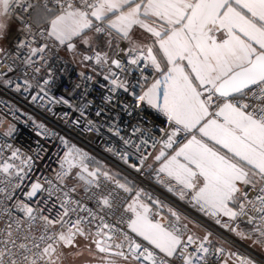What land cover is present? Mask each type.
<instances>
[{
	"label": "snow or ice",
	"instance_id": "obj_1",
	"mask_svg": "<svg viewBox=\"0 0 264 264\" xmlns=\"http://www.w3.org/2000/svg\"><path fill=\"white\" fill-rule=\"evenodd\" d=\"M13 35L0 88L78 115L28 117L58 141L35 179L46 150L0 131V264H264V0H0ZM102 129L111 163L75 142Z\"/></svg>",
	"mask_w": 264,
	"mask_h": 264
},
{
	"label": "built area",
	"instance_id": "obj_2",
	"mask_svg": "<svg viewBox=\"0 0 264 264\" xmlns=\"http://www.w3.org/2000/svg\"><path fill=\"white\" fill-rule=\"evenodd\" d=\"M5 44L3 47L8 48L9 51L15 50V36L9 38V40L4 41ZM63 54V53H62ZM8 63H11L9 59ZM63 66V65H61ZM3 67H0V71H3ZM81 69L76 67L71 61H69L67 66V71L65 73L59 74L60 81L58 88L54 90V94L59 97L62 94H65L66 91L70 92L73 84L78 79V72ZM17 74H19V69L14 70L13 72L7 73L9 77L14 78ZM97 92L94 90L91 93V97H96ZM67 98V97H66ZM10 102V104L15 105L17 108L22 109L23 112L28 113V116L20 115V118L17 121H12L11 117L8 116L7 119L4 120L3 125H0V131L4 130V127L7 126L10 122H15L17 124V134L15 143L23 146L26 150L36 149L37 141L43 146L46 151L40 152V159L36 160V169L33 174V179L37 176H40L41 173L47 175L50 174L51 169L56 168V147L58 141L46 139L41 135H38L37 129L34 127L32 120L28 117H33L37 123H44L49 128H54L56 131L60 132L62 135L65 134V117L64 113H68V118L74 119L78 115L71 108L64 104H48L46 107H41L40 101L33 102L31 97L27 94L17 93L11 88H0V115L7 116V112L4 110L5 105L3 102ZM51 109V110H49ZM95 108L91 109V113L94 117ZM19 115V114H18ZM98 119V122H103V116ZM124 121L127 122V117H123ZM27 121V122H25ZM104 133L102 136L93 134L92 136L87 137H79L76 138L75 142H77L81 147L86 150L91 151L94 155L101 157L108 161L109 163L113 162V158L104 152V148L107 143H111L109 140V134L105 129H102ZM117 147H119L118 141ZM62 154V152H61ZM162 179H166V177H162ZM175 187H179L174 183ZM223 232L225 236H228L227 232H224L222 229H218ZM234 240L235 248L239 249L241 252H255L256 249L253 248L252 242L249 241H240L235 237H230Z\"/></svg>",
	"mask_w": 264,
	"mask_h": 264
},
{
	"label": "crops",
	"instance_id": "obj_3",
	"mask_svg": "<svg viewBox=\"0 0 264 264\" xmlns=\"http://www.w3.org/2000/svg\"><path fill=\"white\" fill-rule=\"evenodd\" d=\"M4 44H5L4 41L0 42V46H4ZM73 64H74L76 67L80 68V66H79L78 64H75V63H73Z\"/></svg>",
	"mask_w": 264,
	"mask_h": 264
}]
</instances>
